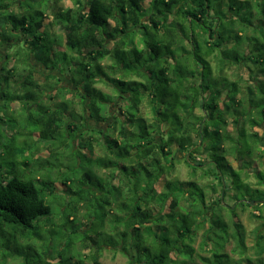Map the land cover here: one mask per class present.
Listing matches in <instances>:
<instances>
[{"label": "trees", "instance_id": "trees-1", "mask_svg": "<svg viewBox=\"0 0 264 264\" xmlns=\"http://www.w3.org/2000/svg\"><path fill=\"white\" fill-rule=\"evenodd\" d=\"M49 1L0 0V45L17 47L11 68L6 63L13 57H0V99L33 98L29 90L43 88L39 74L50 91L56 84L59 91L79 96L82 114L71 113L72 101L63 99L36 120L42 126L39 138L57 139L69 128L68 134L76 133L83 175L66 177L65 182L80 181V188L69 190L78 202H87L88 218L94 205L104 201L110 206V236L121 237L117 247L130 257L128 264H190L200 256L193 243L205 223L201 218L210 222L202 241L204 249L213 242L211 255L204 259L208 264H234L225 251L231 241L232 251L240 256L235 263L264 264L263 255L255 260L247 256L249 247L237 219L239 207L259 210L253 215L262 219L255 247L263 253L264 0H149L148 5L145 0H76L72 7L51 10L53 17L46 21ZM52 24L64 32V44ZM36 50L46 54L42 63L30 55ZM107 58L112 63H103ZM233 67L244 68L248 78L239 73L231 78L226 71ZM59 74L71 86H60ZM100 81L110 83L116 94L98 88ZM12 84L19 85L17 92L27 91L9 93ZM146 97L151 120L140 113ZM118 98L128 101L125 113L111 110ZM90 119L106 123V128L90 127ZM96 146L104 150L102 155L94 156ZM173 146L185 154L193 173L212 177L220 187L211 217L199 179L167 180L162 191L156 187L174 167ZM47 148L51 156L58 153ZM95 167L108 173L100 175ZM14 173L0 177V217L24 230L35 228L37 218L51 213L46 187L25 170ZM253 200L259 204L254 206ZM66 216L71 218L70 213ZM94 226L83 233L78 229V240L83 248L94 243L89 261L103 264V244L97 241L103 231L94 233ZM86 257L73 250L64 264H86Z\"/></svg>", "mask_w": 264, "mask_h": 264}, {"label": "rangeland", "instance_id": "rangeland-1", "mask_svg": "<svg viewBox=\"0 0 264 264\" xmlns=\"http://www.w3.org/2000/svg\"><path fill=\"white\" fill-rule=\"evenodd\" d=\"M75 2L76 0H58V2H56V0H50L46 21H49L53 17L50 13L54 8L59 6L63 8L72 7L75 5ZM144 2L145 5H148L149 0H145ZM112 24L114 25L113 21ZM51 28L52 32L60 36L64 44L65 34L61 28L56 24H52ZM61 47L63 49L65 48L64 46ZM16 48L17 47L7 44L0 45V57L3 56L5 60L8 56L13 57L6 63L8 68H11L15 62H17L15 56ZM39 50L41 52L43 51L42 49ZM40 51L36 50V53L30 55L42 61L45 59L44 57H46V54H40ZM45 52L46 51H44V53ZM53 56L56 57V54ZM103 63L110 64L112 61L107 58ZM2 72L0 68V78ZM226 73L231 78H234L237 73L248 78L247 71L244 68L238 70L233 67L228 69ZM37 77L43 88L39 90L30 89L29 91L33 94V98L24 100L18 99L12 102L7 100L2 102V99H0V177H6V175L10 176V173L13 175L15 174L14 172H23L25 170L30 173L28 176L35 179L37 183L41 180V184H44L46 187V201L51 205V213L37 218L34 221L36 227L26 230L17 224L5 222L0 217V264H64L66 260L71 257V252L73 250L79 251L82 255L87 256L86 259L88 260L86 264H92L88 257L95 252L96 246L94 243H91L89 247L83 248V242L81 243L78 240L81 235L79 236L77 233L78 229L83 233V228L84 230L89 229L90 231L91 223L95 225L93 229L94 233H96V231L98 232V230L103 231L102 235L100 234L97 239L99 244H103L100 250V261L103 264H128L130 257L125 255L123 251L117 247L121 241V237L116 234H114L113 237L110 236L112 234L110 220L113 216L110 206L104 201L94 205V210H92L91 218L89 219L87 214L90 211L88 210V206H86L87 202H78L76 195L71 194L69 190H77V188H80V181L74 184L65 182L66 177L74 178L73 176L80 177L83 175V156L76 153L79 143L77 136L74 137L76 133L72 132V134H68V131L71 130V128H69L70 130L66 129L61 132L65 134H57V139L51 138L49 140L45 137L39 138L38 133L42 128L41 124L36 120L39 115L47 114V109L54 110L55 107L58 106L57 104L61 102L60 100L63 101V99H67L68 101H72L69 103L68 109L71 110V113L77 114L78 116L83 113V104L79 101V96L75 95V93H66L63 88L59 91L58 86L55 84L57 81L56 79L49 80L50 83L55 82V86L54 84L53 86L56 88L50 91L48 88L49 85L45 82L44 75L39 74ZM59 79L60 86H71L68 77L64 74H59ZM96 85L106 93L112 95L116 94L111 84L106 81H100ZM7 88L6 86V89ZM15 89H20L18 84H12L9 93L24 94L27 91L22 90L17 92ZM1 91L2 89H0V92ZM127 103V100L118 98L111 104V110L117 113H125L128 105ZM140 113L149 120L153 118V110L148 97L143 100L140 106ZM68 116H70V112ZM121 116L126 118L125 114H121ZM88 124L90 127H96L97 129L106 128V123H96L91 119ZM116 134L115 132V135ZM52 135H54V132H52ZM61 137L64 138L62 139ZM62 142L64 147L58 150V146L62 144ZM47 146L57 149L58 153L56 152L51 156V151ZM38 151L41 152V155H34ZM173 152L174 158L171 161L174 163V167L169 171L168 175L161 178L156 184V187L159 191H162L167 180L186 182L188 180L199 179L201 186L203 185L206 188L207 202L210 207L207 217H211L213 209L216 208V203L220 199L221 190L219 186H216V180L212 177L202 178L199 173H193V169L185 162V154L178 151L176 146H173ZM103 153L104 150H102L100 146L95 147L94 156L102 155ZM27 163H29L28 166ZM94 169L98 174L103 176L108 173L106 169L96 167ZM117 182V179L114 180V183ZM213 185L216 186V190L212 188ZM229 193H231V191H229ZM225 200L229 202L230 205L234 202L229 196H227ZM254 201L255 200L251 201V203L254 204ZM169 204L170 201L167 204V211L170 210ZM237 204L238 202L232 207H235ZM257 204H259V202L255 205ZM182 205H187L186 199L182 200ZM75 206L77 209L74 208ZM155 209H157V207ZM69 213L71 214V218L69 219L72 220H69L66 216ZM106 213L107 217H104ZM254 213H259V210L248 206H245V209L239 207V218H237L243 225V236L249 247L247 256L252 260H255L258 256L263 255L264 257V252L259 253L258 249L255 247V232L256 229L261 227L262 219L255 218L253 216ZM201 220H205V223L197 229L195 241L193 243L197 250V254L200 256L196 255L194 261L189 260L188 262L190 264H208L204 259L211 255L210 247L213 242H210V245L205 249L202 248L203 237L209 230L210 222L206 218H201ZM231 223L233 224V221ZM94 233H92V235L96 236ZM233 246V241L227 243L225 251L232 258V262L237 264L235 262L240 259V256L238 253L232 251ZM243 264H253V262L244 260Z\"/></svg>", "mask_w": 264, "mask_h": 264}, {"label": "water", "instance_id": "water-1", "mask_svg": "<svg viewBox=\"0 0 264 264\" xmlns=\"http://www.w3.org/2000/svg\"><path fill=\"white\" fill-rule=\"evenodd\" d=\"M257 203V201H254V204L253 205H255Z\"/></svg>", "mask_w": 264, "mask_h": 264}]
</instances>
